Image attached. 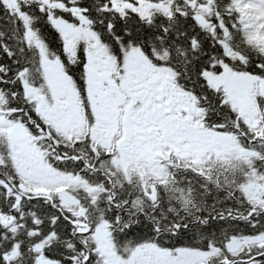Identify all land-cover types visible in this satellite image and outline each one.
<instances>
[{
	"label": "snow or ice",
	"instance_id": "obj_1",
	"mask_svg": "<svg viewBox=\"0 0 264 264\" xmlns=\"http://www.w3.org/2000/svg\"><path fill=\"white\" fill-rule=\"evenodd\" d=\"M0 264H264V0H0Z\"/></svg>",
	"mask_w": 264,
	"mask_h": 264
}]
</instances>
